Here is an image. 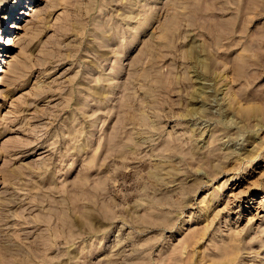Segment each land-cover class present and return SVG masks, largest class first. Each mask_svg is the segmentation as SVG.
<instances>
[{
	"label": "rangeland",
	"instance_id": "374dc122",
	"mask_svg": "<svg viewBox=\"0 0 264 264\" xmlns=\"http://www.w3.org/2000/svg\"><path fill=\"white\" fill-rule=\"evenodd\" d=\"M247 1L0 0V264H264Z\"/></svg>",
	"mask_w": 264,
	"mask_h": 264
},
{
	"label": "bare ground",
	"instance_id": "6f19581e",
	"mask_svg": "<svg viewBox=\"0 0 264 264\" xmlns=\"http://www.w3.org/2000/svg\"><path fill=\"white\" fill-rule=\"evenodd\" d=\"M8 0H6L7 2ZM34 0H21L19 3L17 1V4H13L11 5L9 2H7V8L5 9V11H8L9 14H8V17H11L13 16V19H18L20 18V14H24V16L26 14H30L28 12V9H32L33 6H31L33 4ZM29 4V6L27 5ZM247 7L248 9H252L251 11L254 13L255 16H258L262 13H264V0H248L247 1ZM22 7V8H21ZM23 8H26L23 10ZM250 11V12H251ZM251 12V13H252ZM26 17H22L21 21H18V22H12L11 25H8L9 28H14V29H22L24 27L23 25V21L25 20ZM2 23V22H1ZM8 26H7V29H8ZM231 28V27H230ZM5 29H3V32H4ZM14 35L12 36L11 33H9L6 37V41L4 42L5 45H12L14 42H15V37L17 36L16 34V30L14 31ZM18 32V31H17ZM250 39V38H249ZM261 50V49H260ZM258 51V50H257ZM259 52V51H258ZM8 54L6 53V55L4 56H7ZM260 55V54H259ZM20 60V59H19ZM9 60H6V59H2L1 60V63H0V73L2 72L3 70V67H4V62H8ZM10 62V61H9ZM250 73H252L250 71ZM247 75V73H245ZM247 77V76H246ZM249 77V76H248ZM250 79V78H249ZM249 93V92H247ZM246 93V94H247ZM255 94V92H253ZM241 95V94H240ZM249 96V95H247ZM254 96V95H253ZM260 96V95H259ZM245 97V96H244ZM198 98V97H197ZM263 98V97H262ZM222 109V108H221ZM250 155V154H249ZM231 245V244H230Z\"/></svg>",
	"mask_w": 264,
	"mask_h": 264
}]
</instances>
